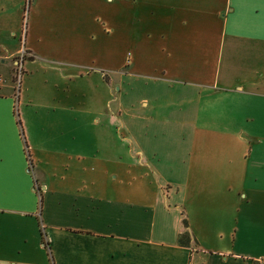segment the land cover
Returning <instances> with one entry per match:
<instances>
[{"label": "crops", "instance_id": "1", "mask_svg": "<svg viewBox=\"0 0 264 264\" xmlns=\"http://www.w3.org/2000/svg\"><path fill=\"white\" fill-rule=\"evenodd\" d=\"M22 1L0 0V264H264V0L165 2V48L214 46L216 57L206 80L186 59L184 71L164 68V102L130 109L129 186L102 184L118 176L102 157L119 163L122 153H102V137L99 153L85 147L69 103L18 91L21 58L1 50L16 39ZM171 114L173 152L147 129ZM41 153L55 155L52 170ZM69 158L98 166L69 170Z\"/></svg>", "mask_w": 264, "mask_h": 264}, {"label": "rangeland", "instance_id": "2", "mask_svg": "<svg viewBox=\"0 0 264 264\" xmlns=\"http://www.w3.org/2000/svg\"><path fill=\"white\" fill-rule=\"evenodd\" d=\"M165 2L168 0H49L36 10L29 7L30 0H23L28 11L17 17L16 39L1 50L2 54L12 51V58H21L22 65L16 66L13 75L18 91L28 87L31 94L38 95L39 103H69L75 133L84 137L85 147L99 153L100 146L93 141L102 137V153H122L119 163L102 157V171L118 174L113 179L102 178V184L129 186L132 182L131 167L125 164L133 154L132 137H137L131 129L130 109L139 99L153 105L164 102L171 83L164 68L176 66L178 72L184 71L186 59L191 72L192 64L202 69V79H209L211 74L214 46L165 48L170 24L163 16ZM207 16L200 17L201 22L209 23ZM186 24L192 27L198 22L188 19ZM119 107L122 112H117ZM165 116L171 121L160 119L153 128H147L148 134L155 133L156 147L161 145L173 152L179 128L172 121L177 118L173 114ZM40 156L43 167L52 170L57 163L55 155ZM85 159L80 162L69 158L66 163L69 170L98 166L95 160Z\"/></svg>", "mask_w": 264, "mask_h": 264}, {"label": "trees", "instance_id": "3", "mask_svg": "<svg viewBox=\"0 0 264 264\" xmlns=\"http://www.w3.org/2000/svg\"><path fill=\"white\" fill-rule=\"evenodd\" d=\"M182 224L185 226V221L184 219L182 220ZM40 233L42 234V238H44V234L43 232L41 231V228H40ZM188 239H189V235L187 233V231L185 229L182 230V232H180L179 236H178V241L179 242H182V243H187L188 242ZM44 245H46V240L43 241ZM252 264H258L257 261H253Z\"/></svg>", "mask_w": 264, "mask_h": 264}]
</instances>
